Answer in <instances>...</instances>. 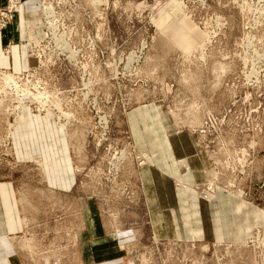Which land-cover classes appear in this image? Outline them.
Segmentation results:
<instances>
[{
	"label": "rangeland",
	"instance_id": "1",
	"mask_svg": "<svg viewBox=\"0 0 264 264\" xmlns=\"http://www.w3.org/2000/svg\"><path fill=\"white\" fill-rule=\"evenodd\" d=\"M9 1L28 67L0 69V181L27 263L264 264V0Z\"/></svg>",
	"mask_w": 264,
	"mask_h": 264
},
{
	"label": "crops",
	"instance_id": "2",
	"mask_svg": "<svg viewBox=\"0 0 264 264\" xmlns=\"http://www.w3.org/2000/svg\"><path fill=\"white\" fill-rule=\"evenodd\" d=\"M4 4L5 0H0V6ZM23 15L24 14H17L16 20L4 30L0 31V69L17 72L16 70H22L28 67V60L22 56V50L20 46H18L22 39L24 28ZM27 17L30 18V15H27ZM6 47L8 48V52H6ZM23 232L24 221L21 216L16 188L11 182L1 180L0 264H28V259L22 251L27 250L22 248V243L25 241L22 238ZM81 247L79 248V255L83 257L84 254H87L88 259L91 258L89 260H91L90 263L92 264L100 262L99 256H103L102 258L105 256L106 259L114 257L113 254H108L109 249L107 248L100 249L93 244H89L85 250H82Z\"/></svg>",
	"mask_w": 264,
	"mask_h": 264
},
{
	"label": "built area",
	"instance_id": "3",
	"mask_svg": "<svg viewBox=\"0 0 264 264\" xmlns=\"http://www.w3.org/2000/svg\"><path fill=\"white\" fill-rule=\"evenodd\" d=\"M13 3L11 4V2L9 1L10 5L8 6L9 8H7V12H5V14H3L0 10V31L1 29L7 24V21L10 19H12V17H14V11H13V8H15V11H16V3L15 1H12ZM10 14L7 16V14ZM5 20H7L5 22ZM46 21V20H45ZM48 22V21H46ZM5 28V27H4Z\"/></svg>",
	"mask_w": 264,
	"mask_h": 264
},
{
	"label": "bare ground",
	"instance_id": "4",
	"mask_svg": "<svg viewBox=\"0 0 264 264\" xmlns=\"http://www.w3.org/2000/svg\"><path fill=\"white\" fill-rule=\"evenodd\" d=\"M47 14V16L49 15V9L48 8H46V10H45V15ZM61 39V38H60ZM10 79V78H9ZM12 79V78H11ZM14 80V79H13ZM8 82V81H7ZM15 84H16V87H20V81H18V78L17 79H15ZM5 85V84H4ZM16 89V88H15ZM13 90L14 92H17L16 90ZM22 100H24V99H22ZM63 182V181H62Z\"/></svg>",
	"mask_w": 264,
	"mask_h": 264
}]
</instances>
